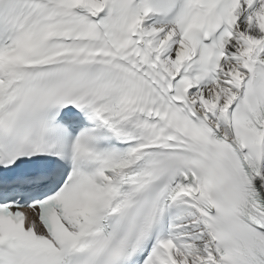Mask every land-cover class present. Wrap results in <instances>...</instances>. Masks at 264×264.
Instances as JSON below:
<instances>
[{"label":"snow or ice","instance_id":"1","mask_svg":"<svg viewBox=\"0 0 264 264\" xmlns=\"http://www.w3.org/2000/svg\"><path fill=\"white\" fill-rule=\"evenodd\" d=\"M0 264H264V0H0Z\"/></svg>","mask_w":264,"mask_h":264}]
</instances>
